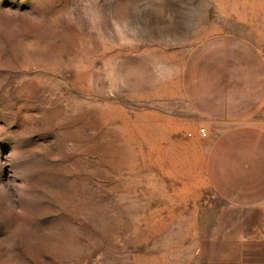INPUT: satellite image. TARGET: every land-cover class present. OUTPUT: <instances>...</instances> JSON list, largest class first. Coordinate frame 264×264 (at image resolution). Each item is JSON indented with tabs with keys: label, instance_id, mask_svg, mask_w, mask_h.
I'll list each match as a JSON object with an SVG mask.
<instances>
[{
	"label": "rangeland",
	"instance_id": "rangeland-1",
	"mask_svg": "<svg viewBox=\"0 0 264 264\" xmlns=\"http://www.w3.org/2000/svg\"><path fill=\"white\" fill-rule=\"evenodd\" d=\"M223 36L264 55V0H0V264H215L183 75Z\"/></svg>",
	"mask_w": 264,
	"mask_h": 264
},
{
	"label": "crops",
	"instance_id": "crops-1",
	"mask_svg": "<svg viewBox=\"0 0 264 264\" xmlns=\"http://www.w3.org/2000/svg\"><path fill=\"white\" fill-rule=\"evenodd\" d=\"M184 96L207 124V179L222 198L215 264H264V55L223 36L202 44L183 75Z\"/></svg>",
	"mask_w": 264,
	"mask_h": 264
},
{
	"label": "built area",
	"instance_id": "built-area-1",
	"mask_svg": "<svg viewBox=\"0 0 264 264\" xmlns=\"http://www.w3.org/2000/svg\"><path fill=\"white\" fill-rule=\"evenodd\" d=\"M201 132L203 133L204 136L207 135L205 129H201Z\"/></svg>",
	"mask_w": 264,
	"mask_h": 264
}]
</instances>
